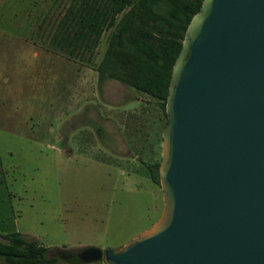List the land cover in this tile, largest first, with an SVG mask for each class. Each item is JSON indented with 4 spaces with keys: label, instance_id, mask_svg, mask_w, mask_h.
I'll return each mask as SVG.
<instances>
[{
    "label": "rangeland",
    "instance_id": "1",
    "mask_svg": "<svg viewBox=\"0 0 264 264\" xmlns=\"http://www.w3.org/2000/svg\"><path fill=\"white\" fill-rule=\"evenodd\" d=\"M70 2L0 0V233L117 250L163 210L147 164L165 117L156 98L98 82L111 28L83 58L50 42Z\"/></svg>",
    "mask_w": 264,
    "mask_h": 264
},
{
    "label": "water",
    "instance_id": "2",
    "mask_svg": "<svg viewBox=\"0 0 264 264\" xmlns=\"http://www.w3.org/2000/svg\"><path fill=\"white\" fill-rule=\"evenodd\" d=\"M165 113L158 220L117 250L68 249L63 261L264 264V0L201 1Z\"/></svg>",
    "mask_w": 264,
    "mask_h": 264
},
{
    "label": "trees",
    "instance_id": "3",
    "mask_svg": "<svg viewBox=\"0 0 264 264\" xmlns=\"http://www.w3.org/2000/svg\"><path fill=\"white\" fill-rule=\"evenodd\" d=\"M202 0H71L50 42L69 56L89 55L111 28L97 65L98 82L114 79L157 99L165 117L171 70L186 26ZM119 16V17H118ZM99 132L102 129H98ZM159 161L147 164L159 183ZM49 256L37 239L0 233V264H71L66 252Z\"/></svg>",
    "mask_w": 264,
    "mask_h": 264
},
{
    "label": "crops",
    "instance_id": "4",
    "mask_svg": "<svg viewBox=\"0 0 264 264\" xmlns=\"http://www.w3.org/2000/svg\"><path fill=\"white\" fill-rule=\"evenodd\" d=\"M10 113L8 112V116L6 117L8 120H10V115H9ZM26 121H24V123H25ZM18 231V230H17Z\"/></svg>",
    "mask_w": 264,
    "mask_h": 264
}]
</instances>
